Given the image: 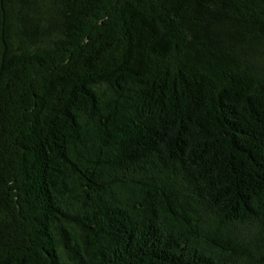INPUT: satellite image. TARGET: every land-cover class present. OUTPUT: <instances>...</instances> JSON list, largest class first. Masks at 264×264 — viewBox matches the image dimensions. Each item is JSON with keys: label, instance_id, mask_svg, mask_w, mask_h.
Returning <instances> with one entry per match:
<instances>
[{"label": "trees", "instance_id": "trees-1", "mask_svg": "<svg viewBox=\"0 0 264 264\" xmlns=\"http://www.w3.org/2000/svg\"><path fill=\"white\" fill-rule=\"evenodd\" d=\"M0 264H264V0H0Z\"/></svg>", "mask_w": 264, "mask_h": 264}]
</instances>
